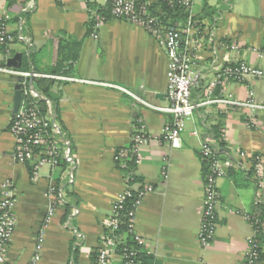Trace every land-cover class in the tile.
Masks as SVG:
<instances>
[{"label": "crops", "instance_id": "obj_1", "mask_svg": "<svg viewBox=\"0 0 264 264\" xmlns=\"http://www.w3.org/2000/svg\"><path fill=\"white\" fill-rule=\"evenodd\" d=\"M31 2L34 9L26 11ZM197 2L193 0L192 13L201 21L190 38L203 79L193 90V101H247L252 93L264 105V80L212 86L217 73L230 65L264 68V0H209L217 10L213 17L203 11V0L198 7ZM92 11L106 18L98 29L99 18ZM0 22L15 35L14 42L0 44V66L7 67L20 54L19 68L12 69L20 71L24 60L31 73L53 75L49 69L64 67L56 75L66 80L48 79L54 82L57 106L39 93L41 101L53 103L55 121L70 140L75 161L70 183L64 161L59 169L44 167L35 179L34 162L15 160L16 142L9 128L16 115L15 94L20 89L23 101V88L19 77L0 72V201L6 181L12 182L16 200L8 264H32L36 257L37 264H96L93 253L103 248L114 205L130 189L129 174L116 155L131 147L142 126L147 143L136 175L154 189L136 210L134 232L144 241L142 252L151 264H245L248 238L255 235L245 216H253L264 203V191L260 198L253 174V158L264 157V110L203 105L180 140L167 143L161 135L172 116L136 100L170 106L168 58L151 33L113 18L104 0H0ZM234 44L239 50L231 49ZM72 46H79L75 62L69 59ZM34 80L29 85L34 87ZM220 121L234 165L218 181L216 233L206 249L200 242L205 199L201 149L204 127ZM52 186L62 191L64 201L59 193L49 196ZM53 206L55 213L47 222ZM261 246L259 264H264V241ZM110 264H121L119 255Z\"/></svg>", "mask_w": 264, "mask_h": 264}, {"label": "built area", "instance_id": "obj_2", "mask_svg": "<svg viewBox=\"0 0 264 264\" xmlns=\"http://www.w3.org/2000/svg\"><path fill=\"white\" fill-rule=\"evenodd\" d=\"M63 1V0H58ZM171 4L179 2L186 9L191 10L193 0H164ZM106 11L115 19L126 20L132 24L142 27L154 37L166 52L168 58V98L170 106L157 107L146 103L138 98L136 100L144 106L158 111L168 113L172 116L171 123L167 124L162 130L161 139L167 143H174L182 137L186 131L187 125L192 121L196 111L206 104H224L231 108L244 109L248 108L252 111L264 110V105L258 104L253 94L247 101H236L233 99H214L202 104H197L192 99L193 90L199 87L203 75L196 70L197 57L192 49L191 35L198 29V22L193 21V14L186 27L167 26L157 17L152 15L148 6L149 3H137L135 0H104ZM34 3L31 2L26 9L33 10ZM92 15L99 18L94 11ZM106 21L105 17H100L95 25L98 29ZM15 37L6 30L3 24L0 27V44L8 45L14 42ZM239 46L234 44L232 50H239ZM193 50V51H192ZM196 50V49H195ZM0 72L6 73L21 79L23 85V95L32 100H42L43 97L33 85H28V79H52L66 80L58 75H43L39 73L21 72L12 68L0 66ZM73 80V79H70ZM247 80H264V68H257L247 63L230 65L223 68L217 73V77L212 82V86L223 85L230 81H247ZM46 112L43 115L37 107L28 106L25 100L21 102L20 108L9 128L10 133L15 139L16 147L14 158L18 163L26 164L34 162V177L39 176V171L44 167L59 169L62 161L65 162L66 178L70 183L74 182L75 161L73 157L72 144L67 139L60 127L55 121V112L53 103L45 100ZM144 127L137 129L134 133L130 149L124 148L118 151L116 161L121 162L129 158H133L138 165L141 158V149L147 143V139L143 135ZM197 135L195 131L193 133ZM201 156L207 161L209 173L205 182V199L203 208V224L200 233V242L204 248H209L213 242L216 233V217L217 207L220 201V193L218 191V181L224 178L228 169L232 168L234 163L232 160H223L217 156L214 151L204 142L201 149ZM253 169L257 180L259 197L264 191V157L257 155L253 158ZM151 185L142 183L138 187L137 200L134 209L129 212L127 217L128 228L134 232L136 210L141 204L144 197L153 192ZM59 193L61 201L63 200L62 191H58L57 187L52 186L49 190V196L53 197ZM130 192L124 193L120 200L114 205L113 213L106 224L108 235L105 234L103 248L100 250L99 264H110L112 258L117 254V239L111 237L122 223L121 210L126 196H130ZM16 200L13 193V184L6 181L1 189L0 201V264H8V247L15 234V208ZM56 208H50L47 222L55 213ZM73 214H77L76 212ZM245 218L251 223H258L256 217L246 215ZM135 240L140 246L144 245V241L135 235ZM260 246L256 239V231L254 236L248 238V249L245 253V264H259ZM138 251L125 250L124 256L119 255L121 264H136ZM39 257H36L32 264H37Z\"/></svg>", "mask_w": 264, "mask_h": 264}, {"label": "trees", "instance_id": "obj_3", "mask_svg": "<svg viewBox=\"0 0 264 264\" xmlns=\"http://www.w3.org/2000/svg\"><path fill=\"white\" fill-rule=\"evenodd\" d=\"M15 1V0H13ZM137 3H149V10L164 25L167 26H180V27H186L189 22L190 15L192 13V9L188 10L186 7L181 5L178 1L175 2L174 4H171L167 1L164 0H135ZM204 2V9L203 11L206 12L208 16L213 17L217 10H212V8L209 6L208 2L209 0H203ZM91 9L94 8L93 5H89ZM99 12V11H98ZM26 17H29V14L26 15ZM193 21L199 22L201 21L199 16H194L193 15ZM3 25V22H0V27ZM92 26L93 22L90 24V32L92 31ZM200 26V24L198 25ZM15 37L14 34H11ZM79 45V44H78ZM3 49L5 50V46H2ZM79 55V46L77 48L75 46L70 47V56L69 59L71 61H76L78 59ZM64 67L62 65H57L53 67L52 69H49L48 73L49 74H61L62 70ZM20 71L24 72H29L30 67L29 64L26 60H24L22 66L20 67ZM31 79H28V85ZM35 83L38 86L39 92L47 96L48 98L52 99V101L55 103L57 106L58 104V99L56 96L52 93V87L54 85V82L48 79H35ZM23 88V85H22ZM23 90V89H22ZM24 92V91H23ZM23 100L26 101L28 106L31 107H37L41 113L44 115L46 112V106L45 102L41 100H32L24 96ZM222 127H223V122L220 121L215 125H212L211 127H204V136L203 140L204 142L214 151V153L217 156L221 157L220 151L221 150H228V145L223 139V132H222ZM127 149H130L127 148ZM229 158V157H228ZM202 162H203V172L205 176V182H206V176L209 173L207 161L201 156ZM230 160V159H227ZM123 162V169L125 172L129 174L128 177V185L130 189L128 190L130 193V196H126L123 204V209L121 210V219L122 223L119 226V228L114 232V235L111 237H115L118 241L116 243V252L118 255L124 256L125 250H135L138 251V256L136 259V264H151V258L146 256L142 252V246H140L137 241L135 240V234L131 232L128 228L127 224V217L126 215L131 212L134 209L135 202L137 200V193H138V188H134L135 185H140L143 183V181L136 175V162L133 158H129L127 160L121 161ZM253 174L255 175L254 169H253ZM263 215H264V203H261L257 207V211L252 217H256L258 220V223H253L255 231H256V239L259 241V246H260V261L262 260V242L264 241V220H263ZM108 230L105 231V234L108 235ZM99 256H100V251H96L93 253V262L98 264L99 262ZM259 261V262H260Z\"/></svg>", "mask_w": 264, "mask_h": 264}, {"label": "water", "instance_id": "obj_4", "mask_svg": "<svg viewBox=\"0 0 264 264\" xmlns=\"http://www.w3.org/2000/svg\"><path fill=\"white\" fill-rule=\"evenodd\" d=\"M21 58H22V55H16L14 58L12 59H9L7 61V67H10V68H19V64L21 62ZM31 83L33 84V79H31ZM34 88L36 90H38V86L37 84H34ZM21 102H22V91L19 89L16 94H15V105H14V114H16L20 108V105H21ZM220 154H221V158L223 160H227L228 159V154L229 152L226 151V150H221L220 151Z\"/></svg>", "mask_w": 264, "mask_h": 264}, {"label": "rangeland", "instance_id": "obj_5", "mask_svg": "<svg viewBox=\"0 0 264 264\" xmlns=\"http://www.w3.org/2000/svg\"><path fill=\"white\" fill-rule=\"evenodd\" d=\"M253 3L255 2V0L253 1V0H251ZM198 5L199 6H201L202 5V3L201 2H199V0H198V2H197V7H198ZM252 12V11H251Z\"/></svg>", "mask_w": 264, "mask_h": 264}]
</instances>
